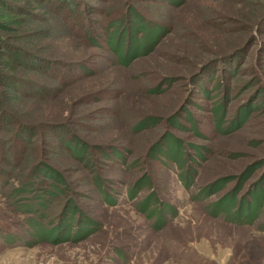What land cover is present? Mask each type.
Here are the masks:
<instances>
[{"label":"rangeland","instance_id":"obj_1","mask_svg":"<svg viewBox=\"0 0 264 264\" xmlns=\"http://www.w3.org/2000/svg\"><path fill=\"white\" fill-rule=\"evenodd\" d=\"M0 192V264H264V0H0Z\"/></svg>","mask_w":264,"mask_h":264},{"label":"trees","instance_id":"obj_2","mask_svg":"<svg viewBox=\"0 0 264 264\" xmlns=\"http://www.w3.org/2000/svg\"><path fill=\"white\" fill-rule=\"evenodd\" d=\"M114 27H116V26H114ZM122 34H123V32H122ZM122 34L119 35V33H118L117 34V38H119L120 36H122ZM140 34H141V36L144 35L142 31H141ZM133 49L126 50L124 48V50H122L121 47H120V45H118V42H116L115 45H114V48L112 50L115 52L116 57L118 58V60H120V63H129L131 61V59H135L139 55H141V53L144 50V47L141 45L140 41L137 40V42H135V47ZM231 53H232L231 51L228 52V54H231ZM7 76L8 75H3V79L4 80H1V83H4V87H10L11 85L14 84V82L10 81ZM150 122H151V120L145 119V121L140 122V124H139L140 126L138 125L139 128H137V129L138 130H144V129L148 128V127L149 128L152 127L154 124L152 123V124L149 125ZM179 158H180L179 155H176V159H175L174 163L177 164L178 163L177 160ZM46 170H48V172H43V170H41V174L44 175L43 177L45 178V181L47 179L51 180L52 183L53 182H59L60 181L59 180L60 179L59 174H57V173H55V172H53V171H51L49 169H46ZM49 186H51V183H49ZM52 186H53V184H52ZM146 186H149V184H146ZM21 190H22V187H17L16 189L13 190V194L12 195L20 196L21 194H19V193H21ZM54 193H55L54 190L47 189L45 191V194L44 195L45 196H51ZM1 196L3 197V193L0 192V197ZM229 203H232V201H230ZM28 213H30V212H28ZM29 227L31 229V228L35 227V225H32L31 224V225H29ZM33 231H35V230H33ZM33 233H34V235L36 236L37 239H40V240L43 239L42 237L44 235H46L44 239H48V234H46V233H41L40 236H37V234H35V232H33ZM51 236H54V238H57L58 237L57 234H53Z\"/></svg>","mask_w":264,"mask_h":264}]
</instances>
